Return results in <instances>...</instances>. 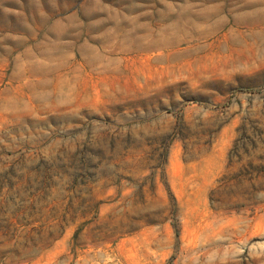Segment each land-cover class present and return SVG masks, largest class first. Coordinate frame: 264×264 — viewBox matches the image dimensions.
<instances>
[{
	"label": "rangeland",
	"instance_id": "1",
	"mask_svg": "<svg viewBox=\"0 0 264 264\" xmlns=\"http://www.w3.org/2000/svg\"><path fill=\"white\" fill-rule=\"evenodd\" d=\"M0 264H264V0H0Z\"/></svg>",
	"mask_w": 264,
	"mask_h": 264
}]
</instances>
